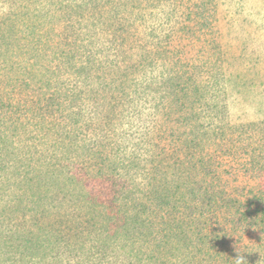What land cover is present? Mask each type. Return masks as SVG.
Returning <instances> with one entry per match:
<instances>
[{"label": "trees", "instance_id": "trees-1", "mask_svg": "<svg viewBox=\"0 0 264 264\" xmlns=\"http://www.w3.org/2000/svg\"><path fill=\"white\" fill-rule=\"evenodd\" d=\"M99 5V0H0V264H236L238 255L255 264L253 251L264 249V178L241 193L228 185L217 157L196 156L205 146L230 156L246 144L230 147L234 137L193 121L209 97L193 89L185 50L175 49V59L161 50L172 68L166 76L173 90L164 119L175 121L159 139L190 153L188 162L172 170L151 155L140 163L134 152L114 151L116 144L87 137L91 124L77 102L88 91L78 81L71 85L70 76L99 77L110 92L119 80L107 71L121 69L114 63L124 47L110 42L112 55L101 61L99 43L79 42L81 23L93 11V27L86 24L89 36L106 30L107 15ZM207 16L205 7L189 10L193 24L171 34V42L192 40L199 31L206 35ZM147 52L153 50L146 49L144 59ZM122 59L130 64L126 55ZM132 114L140 115V108ZM148 139L155 142L157 136L144 143ZM249 161L259 165L255 155ZM152 170L160 177L153 180ZM139 177L146 180L138 182ZM58 194L66 196L67 205L54 212L51 203ZM248 228L262 236L254 250H236L232 235Z\"/></svg>", "mask_w": 264, "mask_h": 264}, {"label": "rangeland", "instance_id": "rangeland-1", "mask_svg": "<svg viewBox=\"0 0 264 264\" xmlns=\"http://www.w3.org/2000/svg\"><path fill=\"white\" fill-rule=\"evenodd\" d=\"M99 1L98 10L104 16L107 15L104 22L105 25L108 23L104 25L106 30L99 33L96 30L94 38L89 36L92 29L88 25L95 23L91 19L96 17V11H93L90 19L81 23L83 31L79 42L99 43L101 47L96 51V57L101 61L112 55L110 42H123L124 47L120 46L119 59L114 63L120 64L121 69L118 71L115 66V70L110 68L107 71L108 74L110 70L115 71L114 76L119 80V84L111 88L110 92L99 77L76 80V77L70 76L71 85H76L75 81H78L79 86L88 91L85 98L76 101L86 113L84 119L91 124L86 131L87 137L93 141H103L105 145L109 142L116 144L114 151L120 147L134 152L140 163H147L145 159H150L151 155L170 164L172 170L173 166L188 162L192 157L190 153L179 148L176 151L168 140L159 139V135H166V127L175 121L164 119L166 110L163 107L167 105V97L172 95L173 90L166 76L172 68L164 64L161 50L174 59L177 54L175 49L185 50L186 64L193 67V89L199 88L209 97L202 108L194 113L193 121L199 128H209L210 132L217 129L219 133L225 132V135L234 137L229 142L230 147L246 144L232 151L230 156H221V150L216 151L207 146L202 148L201 155L196 156L207 157L211 153L220 162L228 185H236L241 193L250 192L247 191L248 187L258 183L262 176L264 178L261 170L264 169V0ZM202 7L209 14L206 23L211 26L210 31L206 35L205 31H199L192 40L184 38L171 42V34L177 35L180 27L193 24L194 15L187 18L188 11L198 13ZM74 24L75 30L80 28L76 22ZM67 35L70 39L74 38L71 32ZM101 43L107 44L105 48ZM212 43L214 46H211ZM148 48L153 52L145 53L147 56L144 59L143 53ZM124 55L130 59L131 67L122 59ZM108 63L110 66L111 59ZM142 63L145 65L142 66ZM111 93L112 97L109 95ZM110 107H115L114 112H109ZM134 107L140 108V115H131ZM100 120L104 125L96 126L95 123ZM147 136H157V141L148 139L144 143ZM161 143L163 148H157ZM252 155L259 161L258 166L251 165L249 159ZM150 177L154 180L160 174L152 170ZM141 179L142 182L146 180L139 177L138 182ZM245 185L248 187L244 190ZM66 201L63 194L54 196L51 210L55 212L57 206L63 209L67 205ZM19 216H16L17 220ZM43 219L47 221L48 217ZM260 236L261 233L253 228L243 233L234 232L231 246L236 250L250 246L254 250L252 244ZM262 248L253 251L256 254L255 264H264ZM246 250L245 253L251 251ZM113 253H109V257Z\"/></svg>", "mask_w": 264, "mask_h": 264}, {"label": "clouds", "instance_id": "clouds-1", "mask_svg": "<svg viewBox=\"0 0 264 264\" xmlns=\"http://www.w3.org/2000/svg\"><path fill=\"white\" fill-rule=\"evenodd\" d=\"M236 264H245V259L242 255L236 257Z\"/></svg>", "mask_w": 264, "mask_h": 264}]
</instances>
